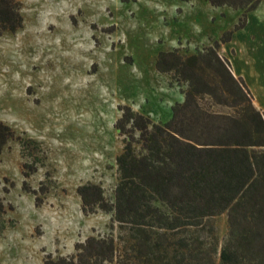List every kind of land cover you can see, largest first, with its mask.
<instances>
[{"label":"rangeland","instance_id":"obj_1","mask_svg":"<svg viewBox=\"0 0 264 264\" xmlns=\"http://www.w3.org/2000/svg\"><path fill=\"white\" fill-rule=\"evenodd\" d=\"M17 1L22 27L0 34V121L15 137L39 144L41 152L32 154L43 166L24 178L22 165L31 158L21 157L19 142L9 140L1 151L0 196L10 208L0 264L70 256L89 236H112L119 247L123 232L111 215H83L76 194L77 186L93 183L113 200L123 148L113 127L118 106L167 122L183 96L169 74L155 70L158 53L203 50L234 27L241 11L206 0ZM205 226L201 237H215L219 250L225 215Z\"/></svg>","mask_w":264,"mask_h":264},{"label":"trees","instance_id":"obj_2","mask_svg":"<svg viewBox=\"0 0 264 264\" xmlns=\"http://www.w3.org/2000/svg\"><path fill=\"white\" fill-rule=\"evenodd\" d=\"M206 2L241 15L203 50L185 56L179 48L158 53L155 70L171 76L183 101L172 105L165 123L118 106L113 127L123 148L116 157L113 200L97 184L76 188L83 215L101 211L117 223L123 232L120 248L112 236H89L74 245L73 255L47 254L43 264H216V255L219 264H264V111L254 107L243 81L219 55L261 0ZM20 11L19 1L0 0V34L22 27ZM13 139L21 157L31 158L22 165L28 178L43 166L32 154L40 153V146L15 137L0 121V154ZM22 188L29 190L25 183ZM34 192H42V183ZM35 203L40 204L38 198ZM7 208L0 196V235L7 226ZM220 215H225L227 233L218 250L217 239L209 242L200 232Z\"/></svg>","mask_w":264,"mask_h":264},{"label":"crops","instance_id":"obj_3","mask_svg":"<svg viewBox=\"0 0 264 264\" xmlns=\"http://www.w3.org/2000/svg\"><path fill=\"white\" fill-rule=\"evenodd\" d=\"M219 55L229 63L233 76L243 81L254 107L264 111V0L248 13L245 26L221 45Z\"/></svg>","mask_w":264,"mask_h":264}]
</instances>
